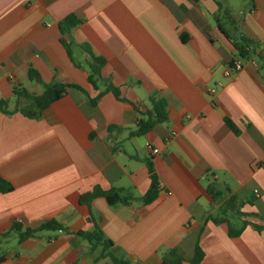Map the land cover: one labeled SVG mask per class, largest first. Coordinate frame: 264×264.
Returning <instances> with one entry per match:
<instances>
[{
    "label": "crops",
    "instance_id": "1",
    "mask_svg": "<svg viewBox=\"0 0 264 264\" xmlns=\"http://www.w3.org/2000/svg\"><path fill=\"white\" fill-rule=\"evenodd\" d=\"M224 9L237 23L235 38L257 48L230 76L237 57L220 29L230 27ZM72 14L82 23L62 32ZM84 46L106 60L97 89ZM57 79L82 90L69 88L37 118L20 111L26 101L15 85L41 95ZM110 86L120 98L106 92L93 102ZM0 98L10 110L0 112V176L14 187L0 193V264H113L107 252L128 264H160L171 248L192 259L197 244L199 264H264V0H0ZM151 98L167 102L168 121L132 135ZM147 159L161 187L153 203L81 202L95 187L143 197ZM212 182L225 189L217 201L207 192ZM231 197L243 215L223 216L240 224L237 237L227 222L209 220ZM53 220L62 233L23 241L8 233L14 223ZM98 228L112 242L107 251L79 235Z\"/></svg>",
    "mask_w": 264,
    "mask_h": 264
},
{
    "label": "trees",
    "instance_id": "2",
    "mask_svg": "<svg viewBox=\"0 0 264 264\" xmlns=\"http://www.w3.org/2000/svg\"><path fill=\"white\" fill-rule=\"evenodd\" d=\"M254 3L256 0H250ZM223 18L227 20V23L230 27H225L220 25L222 33L226 38L233 44L236 50V57L244 61L251 60L257 52L256 42L245 37L241 36L235 38L232 34L236 30L237 23L233 15L227 10H223ZM219 21V19H218ZM82 23V18L78 14H72L60 22V30L62 32L69 31ZM91 55L92 62L90 63V73H89V83L97 89V81L100 78L101 70L106 63V60L103 57L96 56L90 47L84 46ZM69 55L72 57L71 52ZM29 76L32 80L40 81V76L35 70H31ZM74 87L77 89L82 88L77 84L69 83L61 79H57L53 83L46 85L43 94L33 95L30 94L24 87L21 85L14 86V93L19 99H24L26 101L25 106L20 107V111L30 117L37 118L42 112L53 102L62 99L68 93V89ZM106 92H112L116 97L120 98V92L118 88L110 86L108 89L100 92L98 96L94 99L95 102L98 98L104 95ZM152 106L147 118L142 119L139 122V125L136 130H134L132 135H144L150 132L157 123H164L168 121L167 113V102L163 99H154L151 98ZM9 102L6 99L0 98V112L4 114L10 113ZM228 124L231 126L232 130L235 133H239L238 129L230 122ZM147 166L151 175V186L149 191L141 198L137 199L133 195L125 194L123 190L111 188L109 190H103L100 187H95L92 192L81 196V202H89L97 197H103L106 199L109 205H130L136 200H140L144 205H149L153 203L159 196L161 187L159 178L155 172L154 164L151 159H147ZM14 190V187L11 183L6 181L0 176V193L7 194L11 193ZM207 192L214 201L222 198L225 194V189H222L217 183L212 182L207 186ZM235 197H231L224 206H221L222 214L216 217H210L215 224H220L227 222L229 226V236L237 237L241 233V229H237L232 225L227 218L223 215H226L228 211H236L237 214L243 215L241 210L237 209L238 206H235ZM62 229V225L57 221H49L42 224L37 228H24L19 223H14L8 233H16L19 236V240L23 241L28 238L35 237L38 233L42 231H57ZM6 234H0L1 236ZM79 235L85 237L93 244H103L105 251L112 246L111 240L105 238L104 233L101 229H96L94 232H80ZM105 257H110L113 264H128V262L121 260L114 256L111 252L105 253ZM204 258V252L197 244L195 250V256L192 259H186L178 248H171L163 256L160 264H183L185 261H189L191 264H199ZM6 259L5 255H0V262Z\"/></svg>",
    "mask_w": 264,
    "mask_h": 264
},
{
    "label": "built area",
    "instance_id": "3",
    "mask_svg": "<svg viewBox=\"0 0 264 264\" xmlns=\"http://www.w3.org/2000/svg\"><path fill=\"white\" fill-rule=\"evenodd\" d=\"M244 60L240 59V58H237V59H234L228 66H227V69L225 70V75L226 76H230L234 73H237L241 70H243L244 68ZM210 93L211 94H215L216 93V90L215 89H211L210 90ZM159 150L158 149H153V153H158ZM255 193L258 195V191H255ZM60 233L63 232V229H60L58 230Z\"/></svg>",
    "mask_w": 264,
    "mask_h": 264
},
{
    "label": "rangeland",
    "instance_id": "4",
    "mask_svg": "<svg viewBox=\"0 0 264 264\" xmlns=\"http://www.w3.org/2000/svg\"><path fill=\"white\" fill-rule=\"evenodd\" d=\"M13 104H14V102H13ZM228 217L229 218H231L230 220L231 221H234V220H232V219H234V218H236V216L235 215H233V214H228ZM233 224H235V227L237 226H239L240 224L238 223V222H234ZM16 237L15 236H12V237H10L9 239H8V241H7V243H6V246L8 247V248H12L13 246H15L16 244ZM2 254V252L0 253V255Z\"/></svg>",
    "mask_w": 264,
    "mask_h": 264
}]
</instances>
